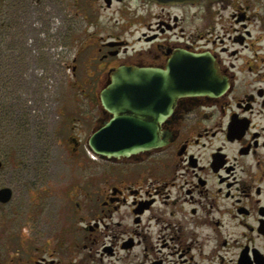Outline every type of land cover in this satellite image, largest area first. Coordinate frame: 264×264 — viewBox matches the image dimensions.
Listing matches in <instances>:
<instances>
[{
  "label": "flooded vegetation",
  "instance_id": "obj_1",
  "mask_svg": "<svg viewBox=\"0 0 264 264\" xmlns=\"http://www.w3.org/2000/svg\"><path fill=\"white\" fill-rule=\"evenodd\" d=\"M32 20L46 50L73 53L61 60L66 81L94 109L72 123L75 161L64 188H45L42 213L32 206L18 225L4 210L14 190L0 186L11 194L0 201V264H264V0H0L13 68L35 48ZM185 54L207 58L221 93L178 98L154 125L157 146L94 153L90 137L113 118L100 102L113 76L166 70Z\"/></svg>",
  "mask_w": 264,
  "mask_h": 264
},
{
  "label": "rangeland",
  "instance_id": "obj_2",
  "mask_svg": "<svg viewBox=\"0 0 264 264\" xmlns=\"http://www.w3.org/2000/svg\"><path fill=\"white\" fill-rule=\"evenodd\" d=\"M31 25L32 34L26 38L35 48L29 50L28 62L13 68L11 53L0 48L4 60L0 57V186L14 190L12 204L4 210L7 215L9 209L17 210L12 220L18 225L32 206L42 213L45 188H64L67 166L75 161L65 140L72 134V123L78 118L85 121L94 109L66 81L61 60L73 53L65 59L58 45L46 50L42 24L32 20ZM46 37L51 41L54 36L49 31ZM74 133L83 140L88 136L87 129ZM34 213V220L42 222L43 215Z\"/></svg>",
  "mask_w": 264,
  "mask_h": 264
},
{
  "label": "water",
  "instance_id": "obj_3",
  "mask_svg": "<svg viewBox=\"0 0 264 264\" xmlns=\"http://www.w3.org/2000/svg\"><path fill=\"white\" fill-rule=\"evenodd\" d=\"M150 1L185 4L201 0ZM206 59L185 54L177 56L166 70H119L100 92L101 106L112 112L113 118L90 137V149L101 158H111L159 145L153 138L154 125L165 120L178 98L221 93L223 86L211 80L213 69ZM10 195L9 189L0 190V201H8Z\"/></svg>",
  "mask_w": 264,
  "mask_h": 264
}]
</instances>
